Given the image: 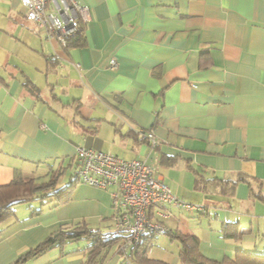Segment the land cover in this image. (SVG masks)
Returning <instances> with one entry per match:
<instances>
[{
    "label": "crops",
    "instance_id": "crops-1",
    "mask_svg": "<svg viewBox=\"0 0 264 264\" xmlns=\"http://www.w3.org/2000/svg\"><path fill=\"white\" fill-rule=\"evenodd\" d=\"M77 2L91 19L65 49L27 20L21 0H0V185L61 175L79 147L140 159L177 197L205 207L156 206L152 220L197 238L208 259L264 253V0ZM229 222L234 239L222 233ZM82 224L116 229L109 191L74 183L64 203L18 204L3 224L0 264ZM86 245L20 264H87ZM120 245L99 250L96 264H155ZM145 257L185 264L169 235L152 239Z\"/></svg>",
    "mask_w": 264,
    "mask_h": 264
},
{
    "label": "built area",
    "instance_id": "built-area-1",
    "mask_svg": "<svg viewBox=\"0 0 264 264\" xmlns=\"http://www.w3.org/2000/svg\"><path fill=\"white\" fill-rule=\"evenodd\" d=\"M26 18L42 28L48 39L65 43L80 25L90 19L88 7L77 0H21ZM117 62L111 60V68ZM143 136L155 146L153 133ZM75 182L109 191L114 211L115 230L125 231L127 237L121 247L138 245L145 235H165L170 229L159 221L149 219L151 208L165 206L195 214L205 210L203 205L187 203L177 197L155 168L140 159H124L92 148L79 147L76 151ZM159 215L165 216L163 212Z\"/></svg>",
    "mask_w": 264,
    "mask_h": 264
},
{
    "label": "trees",
    "instance_id": "trees-1",
    "mask_svg": "<svg viewBox=\"0 0 264 264\" xmlns=\"http://www.w3.org/2000/svg\"><path fill=\"white\" fill-rule=\"evenodd\" d=\"M84 32V25H80L78 30L71 36L65 39L62 44L63 48L79 45L82 40ZM77 168V161H75V171ZM60 174H52L48 181H38L33 177L17 176L9 184L0 185V237L3 232V223L12 215H14V207L22 203L40 202L48 204L56 201L57 205L64 203L68 199L69 189L75 182V172L73 173L71 184L64 186H57ZM201 181L197 179V184L200 185ZM200 186H197L199 188ZM264 201V198H262ZM152 209L149 210L148 217L152 220ZM35 212H39V209ZM2 224V225H1ZM222 233L225 238H236L239 236L237 223H226L222 228ZM165 235L172 238H177L180 243V258L185 264H264V253H251L246 251H238L233 258L225 257L222 261H216L204 257L199 252L198 239L194 237H182L177 235L174 231H168ZM127 237L126 232L117 231L108 234L102 231L89 228L85 224L78 225L72 228H65L59 230L41 243L38 247L31 250L28 254L19 259L17 264L26 261L29 258L36 257L54 247H60L67 244H72L79 241L87 243L86 248L89 251V260L87 264H96L95 257L98 255L99 250L108 246L113 242L123 243ZM155 236L145 235L141 238L138 245L133 246L131 249L132 256L135 258L140 257L142 261L155 264H166L161 261H150L145 257L146 252L151 245L152 239ZM121 246V245H120ZM121 248V247H120Z\"/></svg>",
    "mask_w": 264,
    "mask_h": 264
},
{
    "label": "rangeland",
    "instance_id": "rangeland-1",
    "mask_svg": "<svg viewBox=\"0 0 264 264\" xmlns=\"http://www.w3.org/2000/svg\"><path fill=\"white\" fill-rule=\"evenodd\" d=\"M75 172V168L74 166L73 167H69V168H66L65 171L60 175V179H59V182L63 185L65 183H68V180H69V177L70 175ZM51 174H47V175H43V176H40L38 177V180L39 181H48L49 180V177H50ZM19 206H23L24 208H28L30 206V203H22V204H19ZM5 223V222H4ZM3 223V224H4ZM2 225V224H1Z\"/></svg>",
    "mask_w": 264,
    "mask_h": 264
}]
</instances>
